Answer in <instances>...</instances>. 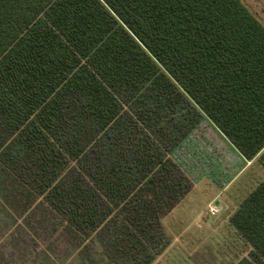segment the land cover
Here are the masks:
<instances>
[{
	"label": "trees",
	"instance_id": "obj_1",
	"mask_svg": "<svg viewBox=\"0 0 264 264\" xmlns=\"http://www.w3.org/2000/svg\"><path fill=\"white\" fill-rule=\"evenodd\" d=\"M204 119L264 167V24L242 0H0V172L107 258L159 264ZM229 220L237 264H264V180Z\"/></svg>",
	"mask_w": 264,
	"mask_h": 264
},
{
	"label": "rangeland",
	"instance_id": "obj_2",
	"mask_svg": "<svg viewBox=\"0 0 264 264\" xmlns=\"http://www.w3.org/2000/svg\"><path fill=\"white\" fill-rule=\"evenodd\" d=\"M242 1L264 24V0ZM217 130L204 119L175 154L195 188L165 220L171 244L159 264H237L251 250L228 217L264 180V167L249 164ZM1 173L0 264H125L107 258L106 234L93 242L70 233L46 200ZM218 200L222 211L212 215L209 204Z\"/></svg>",
	"mask_w": 264,
	"mask_h": 264
},
{
	"label": "crops",
	"instance_id": "obj_3",
	"mask_svg": "<svg viewBox=\"0 0 264 264\" xmlns=\"http://www.w3.org/2000/svg\"><path fill=\"white\" fill-rule=\"evenodd\" d=\"M220 134H221V132L219 131V130H217ZM222 135V134H221ZM223 137H224V135H222ZM227 139V138H226ZM240 157V156H239ZM243 157V156H242ZM246 161H248V160H246ZM248 163L250 164V163H253V160L252 161H248ZM194 188H195V184H194V187H193V189H192V191L194 190ZM192 191L190 192V193H192ZM221 189L219 190V189H217L213 194H214V198H213V200H215V199H217L218 197H221ZM190 193L188 194V195H190ZM188 195L185 197V199L177 206V207H175V209L169 214V216L168 217H170L174 212H176L177 211V208L182 204V203H184V201L187 199V197H188ZM240 204V203H239ZM213 206H216L215 208L216 209H218V212H215L214 214L212 213V215H217V214H219L222 210H221V208H220V206H219V200L218 201H216V203H213V201L209 204V212L211 211V208H213ZM239 205H237L236 206V208L232 211V213H230L231 215L235 212V210L237 209V207H238ZM231 215H229V217H228V219H230V216ZM168 217L166 218V219H168ZM167 225V224H166ZM168 226V225H167ZM168 228H169V226H168ZM170 229V228H169Z\"/></svg>",
	"mask_w": 264,
	"mask_h": 264
},
{
	"label": "built area",
	"instance_id": "obj_4",
	"mask_svg": "<svg viewBox=\"0 0 264 264\" xmlns=\"http://www.w3.org/2000/svg\"><path fill=\"white\" fill-rule=\"evenodd\" d=\"M218 211V209H216V208H211V212L214 214L215 212H217Z\"/></svg>",
	"mask_w": 264,
	"mask_h": 264
}]
</instances>
